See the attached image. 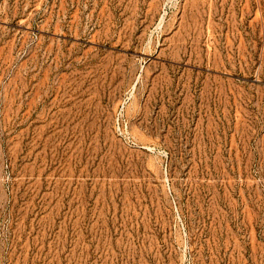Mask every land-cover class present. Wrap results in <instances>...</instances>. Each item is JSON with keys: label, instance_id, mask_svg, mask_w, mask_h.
<instances>
[{"label": "rangeland", "instance_id": "obj_1", "mask_svg": "<svg viewBox=\"0 0 264 264\" xmlns=\"http://www.w3.org/2000/svg\"><path fill=\"white\" fill-rule=\"evenodd\" d=\"M0 264H264V0H0Z\"/></svg>", "mask_w": 264, "mask_h": 264}]
</instances>
